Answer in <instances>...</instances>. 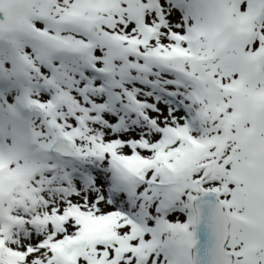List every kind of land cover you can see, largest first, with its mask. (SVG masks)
Listing matches in <instances>:
<instances>
[{
	"label": "snow or ice",
	"instance_id": "1",
	"mask_svg": "<svg viewBox=\"0 0 264 264\" xmlns=\"http://www.w3.org/2000/svg\"><path fill=\"white\" fill-rule=\"evenodd\" d=\"M0 264H264V0H0Z\"/></svg>",
	"mask_w": 264,
	"mask_h": 264
}]
</instances>
